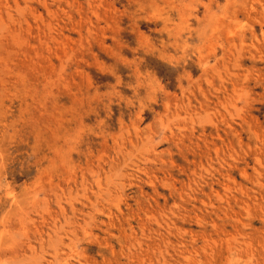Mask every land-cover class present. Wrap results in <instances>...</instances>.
I'll list each match as a JSON object with an SVG mask.
<instances>
[{
  "label": "rangeland",
  "instance_id": "1",
  "mask_svg": "<svg viewBox=\"0 0 264 264\" xmlns=\"http://www.w3.org/2000/svg\"><path fill=\"white\" fill-rule=\"evenodd\" d=\"M0 264H264V0H0Z\"/></svg>",
  "mask_w": 264,
  "mask_h": 264
}]
</instances>
